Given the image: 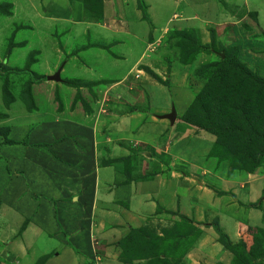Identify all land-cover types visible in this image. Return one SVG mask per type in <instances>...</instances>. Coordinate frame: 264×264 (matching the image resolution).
<instances>
[{"label":"crops","instance_id":"0c3cea01","mask_svg":"<svg viewBox=\"0 0 264 264\" xmlns=\"http://www.w3.org/2000/svg\"><path fill=\"white\" fill-rule=\"evenodd\" d=\"M150 1L145 3L150 8L148 13L154 26L153 33L149 31L148 36H141L137 43L132 44L136 59L139 55L144 57L143 52L150 43L148 40L155 38L158 30L164 33L165 27L161 23L168 21L166 19L164 23L163 18V21L158 19L151 11ZM133 2L135 4L136 0ZM70 7L66 1L51 12L60 11L65 15ZM106 8L107 4L103 8V19L106 18ZM74 14L77 16L78 13ZM71 15L72 12L67 14L70 22L73 21ZM186 22L190 23L189 16ZM251 22L245 23L249 29L242 25L240 28L233 26L234 33L241 34V37L252 35ZM154 40L161 42L162 36ZM254 40L258 38H250L249 42ZM99 45L104 44L99 42ZM261 45L264 53V42ZM131 65L120 63L117 67L123 79L114 88L122 105L114 103L112 107L108 106L106 113L102 111L104 117L100 114V105H95L93 112L84 111L85 117L79 120L60 118L63 121H59L56 117L32 137L37 144L48 140L50 145L54 143L55 148L51 146L52 150L46 154L47 145L35 147L25 154L23 151L15 154L16 161L9 160L15 163L13 169L17 173L1 197L0 264L7 260L9 264H14V261L18 264H129L122 260L119 242L130 233V229L141 228L161 236L165 228L180 221L179 215L190 219L201 233L184 257L186 264H195L197 258L205 264L223 263L225 254L231 256L207 234L210 231L206 228L213 229L211 227L216 222L232 243L242 238L250 252H254L251 249L253 244L258 243L255 259L263 264V242L252 236V232L262 228L261 222L264 221V178L256 174L233 175L227 163L220 164L218 171H215L216 163L212 169L205 168L206 162L216 160L208 156L215 141L213 135L189 129L182 132L183 136L170 146L174 149L169 152L166 145L173 138L167 137L163 152L171 157L169 167L161 164L154 176L145 180L140 178L146 173L141 176L138 171V148L146 145L160 155L159 137L169 128V132L172 131L169 121L161 117L169 113L166 110L174 104L169 99L165 100L166 104L158 106L155 114L148 110L135 111L137 108L130 111L135 106L132 97L128 98L129 93L135 94L133 85L141 87L144 84V89L151 86L163 91L159 84L149 82L142 67ZM90 118L95 122L88 126L85 120ZM52 131L59 132L61 137L56 138ZM62 131L66 137H62ZM17 143L7 145L17 146ZM133 154L135 159L130 158L129 165L126 164L124 160ZM253 175L259 179L252 180ZM239 177L244 181L237 194L235 186L241 181ZM169 195L176 197L174 203ZM255 203H261L260 207H251ZM167 210L176 212L175 217L167 214ZM200 210H204V218L210 214L214 216L201 221L203 215L199 214ZM240 226L242 233L238 235ZM7 250L10 253L7 254ZM141 261L133 260L132 264Z\"/></svg>","mask_w":264,"mask_h":264},{"label":"rangeland","instance_id":"374dc122","mask_svg":"<svg viewBox=\"0 0 264 264\" xmlns=\"http://www.w3.org/2000/svg\"><path fill=\"white\" fill-rule=\"evenodd\" d=\"M66 1L71 6L68 11L69 13L72 12V22L68 20L70 16L67 17V14L69 13L64 15L60 11L59 13L51 12V9ZM145 2L146 0H136L134 4L133 0H102L103 8L106 4L108 8H106V18L98 21L91 14L84 12L82 4L75 1L0 0V5H10L5 14H0V67L3 65L5 70L7 69V71L0 69V113L4 114V117L0 118V127H8L9 139L18 142L15 141L18 144L17 146L8 147L6 143H3L0 136V206L3 204L1 198L3 193L7 191L9 183L13 181V175L17 173L13 169L15 163H10L9 160L13 161L17 156L15 154H21L22 151L25 154L26 151L35 147L47 145L46 154L55 148L54 143L50 145L48 140L47 143L37 144L32 138L34 134L45 128V123L51 122L52 119L56 120L57 117L59 121H63L60 118L79 120L85 117L84 101L77 99L74 102V94L76 95L77 92L85 94L86 92L88 96H86V99L91 107L90 112H93L95 105H100L102 117L105 116L108 106L112 107L114 103L122 105V102L117 99L118 94L115 95L117 90L114 88L120 82V79H123L120 78L121 70L117 68L120 63L132 64L131 67L134 68L142 67L146 77H149V82L157 83L163 88L161 92L151 88V86L144 89L142 87L145 86L144 84L141 87L137 85L132 87L130 83L135 94L129 93L128 98L129 96L132 97V104L135 105L133 107H139V112L148 110L149 113L155 114V110L159 108L158 106L165 105V100L168 99L169 102L174 104L172 105L176 110V120L171 125L172 131L169 132V128V131L164 132L158 141V148H163L164 144L168 142V140L166 141L167 137L168 139L169 136L173 138V141L171 140L172 142L166 145V147L169 146L166 150L168 152L170 149H174L170 146L181 139L185 131L191 129L186 128L184 132L183 129L180 130L181 126H178V119L206 82L204 78L198 76L197 72L209 63L218 62L219 53H222L223 47L231 50L237 48V58L246 63L254 72L264 77V53L261 52V44L264 42V0H151V8H153L151 11L158 16V19H161V21L164 19V23L168 19L165 24L161 23L166 29L164 28V33L163 30H158L155 37L160 38L162 36L161 42L155 41L154 37H150L148 48L143 52L144 57L141 58L139 55L136 59L135 47L132 44L137 43L141 36L146 34L148 36L149 31L152 34V28L154 27L148 13L150 8H147ZM236 6L238 8L239 6L244 7L246 12H255V21L249 24L254 30L251 31L252 35L245 34L244 37H241V34L234 33L236 30L233 29V26L240 28V25L250 21L246 14H241L242 16L239 17L234 16L237 14ZM137 10H140V12L137 13ZM74 13H78L77 16ZM56 16L64 17L61 19L55 18ZM188 16L190 17V23L186 22ZM172 29H185L187 32L192 29L191 35L197 38L200 46L203 47L198 56L194 57L192 63L182 64L183 56L179 57V50L175 49L171 42L169 44L168 40ZM210 30H213L212 34H210ZM254 37L258 40L249 42L250 38L253 39ZM99 42L104 45H99ZM10 44L14 47H10ZM105 47L106 50L103 49ZM129 50L130 52H128ZM32 55L34 61L30 62V69L26 70L27 60ZM221 56L224 57V54H221ZM58 69L61 70V81L47 80V76L53 75ZM150 71L156 76L150 74ZM168 75L170 76L169 80ZM35 76H45L46 78L32 86L36 110L28 112L20 94L26 88V82L35 79ZM5 78L8 79V85L15 98L9 107H4L1 98V88ZM67 79L76 81L77 89L75 86L63 83ZM131 79L134 80V78ZM158 79H161L162 82L168 80V86L166 87ZM83 81L88 82L89 85H84ZM111 81L118 82L111 84ZM143 82H146V80H143ZM98 102L99 104H97ZM62 106L64 108L61 110ZM171 107L166 111L170 112ZM102 111L105 113H102ZM86 120L88 126L95 122L94 118ZM52 132L56 138L61 137L59 132ZM62 137H66V134L63 133ZM51 146H53L52 149ZM161 148L160 155H157L153 149L146 145H141L138 148L140 163L137 162V166L140 175H144L143 172L147 173L156 165L163 164L165 168L169 167L171 157L163 152L164 148ZM135 157L136 155L133 154L131 159H135ZM152 161H154V164ZM125 163L128 164L129 159ZM223 163L228 165L227 161L206 162L205 168L212 169L215 164V171H218L220 170V164ZM262 170L260 168L258 174H253L264 178ZM232 173L237 176L247 174L235 170ZM255 178H257L255 175L251 177L252 180H256ZM240 180L239 184L235 186L237 194L240 192L244 179L240 178ZM169 198L173 203L176 201V197L173 198L169 195ZM166 213L171 217H175L176 212L167 210ZM199 214L203 215L201 221H206L207 218L212 219L214 216L210 214L204 218V210H200ZM206 223H203V225L206 226ZM261 225L264 228V221L261 222ZM208 228L206 229L210 232L207 234H210L212 238L216 239V242L221 244L214 226L212 225L211 228L213 229L211 230ZM241 228L240 226L238 235L242 233L240 232ZM206 229H204V233ZM256 244L258 245V243ZM256 244H253V248H251L254 252L258 250ZM1 251L0 248V254ZM247 251L253 256L252 258H256L254 252H250L248 249ZM8 253L10 252L7 250ZM171 254H177L175 247L172 249ZM225 256L223 263L218 262L216 264H231L232 255L225 254ZM145 261L143 260L139 264ZM195 261V264H205L202 261L200 262L198 258ZM8 262L9 260L3 264H9ZM13 263L18 264L16 261Z\"/></svg>","mask_w":264,"mask_h":264},{"label":"trees","instance_id":"16d2710c","mask_svg":"<svg viewBox=\"0 0 264 264\" xmlns=\"http://www.w3.org/2000/svg\"><path fill=\"white\" fill-rule=\"evenodd\" d=\"M74 1L82 4L83 11L91 14L98 21L103 19L102 0H70V2ZM8 6L0 5V14H5ZM242 6H239L241 9L236 6L235 10L239 11L236 10L237 14L234 16L239 17L241 14H246L249 20L255 21V12H246ZM242 26L249 29L245 23ZM191 31L187 32L185 29L170 31L168 42L179 50V57L183 56L182 64L192 63L194 57L198 56L203 49L197 38L191 35ZM212 33L213 30H210V34ZM10 47L14 46L10 44ZM103 49L106 50V47ZM236 52L237 48L231 50L223 47L221 54H224V57L219 53L218 62L209 63L197 72L198 76L204 78L206 82L191 100L187 109L183 111L178 119V126H181L180 130L183 129V132L186 128H191L213 135L215 141L209 157L215 158L218 162L227 161L230 172L237 170L253 174L258 173L262 168L264 173V78L250 69L246 63L240 61ZM32 61H34L33 55L27 60L26 70L30 69ZM0 69L7 71L3 65ZM150 74L153 75L151 71ZM45 78V76H40L26 82V88L20 96L28 112L36 110L32 86ZM158 81L164 83L166 87L169 84L168 80L162 82L158 79ZM63 83L75 86L76 89L78 87L76 81L73 80L67 79ZM83 84L89 85L85 81ZM86 96L77 92L76 95L74 94V102L82 99L84 101L83 110L89 112L91 107ZM1 98L4 107H9L15 100L7 78L1 88ZM135 108L131 107L130 110L133 111ZM3 117L4 114L0 113V118ZM8 134V127H0L3 143L16 144L15 141L9 139ZM130 158L127 159L130 161ZM158 170L157 165L153 166L145 176L140 178L142 180L150 178ZM260 205L261 203H255L251 207H260ZM179 217L180 221L165 228L161 236L141 228L130 229V233L119 242L123 251L122 260L128 261L129 264H132L133 260H146L142 264H184L185 255L194 247L201 233L190 219L183 215ZM213 226L219 235L222 248L232 255L231 264H262L261 260L252 258L242 238L232 243L217 222ZM252 236L259 238L264 247V229L256 228ZM174 247L177 249L175 255L171 254Z\"/></svg>","mask_w":264,"mask_h":264},{"label":"water","instance_id":"95a60500","mask_svg":"<svg viewBox=\"0 0 264 264\" xmlns=\"http://www.w3.org/2000/svg\"><path fill=\"white\" fill-rule=\"evenodd\" d=\"M60 72H61V70L58 69L53 75L47 76V80L60 82L61 81ZM161 118L167 119L169 121L170 125H173L175 120H176V110H175V108L172 106L170 112L165 114V115H163ZM262 199L264 200V197Z\"/></svg>","mask_w":264,"mask_h":264}]
</instances>
